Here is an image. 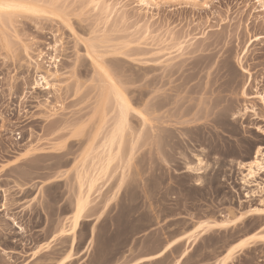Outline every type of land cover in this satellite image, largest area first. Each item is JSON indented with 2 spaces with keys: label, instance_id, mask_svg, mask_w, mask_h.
I'll return each mask as SVG.
<instances>
[{
  "label": "rangeland",
  "instance_id": "374dc122",
  "mask_svg": "<svg viewBox=\"0 0 264 264\" xmlns=\"http://www.w3.org/2000/svg\"><path fill=\"white\" fill-rule=\"evenodd\" d=\"M25 1L0 10V264H219L245 238L227 264H264V190L239 167L264 147V0Z\"/></svg>",
  "mask_w": 264,
  "mask_h": 264
},
{
  "label": "bare ground",
  "instance_id": "6f19581e",
  "mask_svg": "<svg viewBox=\"0 0 264 264\" xmlns=\"http://www.w3.org/2000/svg\"><path fill=\"white\" fill-rule=\"evenodd\" d=\"M140 1L144 2V0H140ZM31 7H33V4H31L30 2L27 3L25 0H0V10H13L14 11V10L26 9V11H28L27 9H29ZM32 10H31V12H33ZM34 10H35V8H34ZM36 12H38V11H36ZM39 79H43L44 81H46V84H45L44 88H50V85H52V84L49 85V83L46 80V78L44 76H42V75H39ZM38 84H39V81L36 80V85H38ZM118 95H119V99L121 101L120 104L123 105L122 108L126 110L128 108V106H129L127 100L125 99V97L123 95H121V94H118ZM125 116L126 115L122 112L121 115H120V119L118 120L119 122L116 123L117 126L115 125L116 127L112 128V129H114V131L112 130L113 132H111L112 134H110V136L107 139V144H105V146H107L106 155L103 156V157L101 156V157L98 158V162L95 164L96 165L95 166L96 168H94L95 170H93L92 173L86 175L87 178H85L86 177L85 175H84L85 177L82 176V173H81V176H79V177L77 176L78 177V183H79V190H78V194H77L76 200H75V210H74L73 216L71 218V227L69 229L72 232V234H74L75 231L77 230V228H79L80 225H81V221H82V218H84V213H85L86 207L89 204V202H91L90 201V195L92 193V190L95 189L94 187H96V183L101 178H103V176L106 175V173H108L107 171L109 169V165H110L111 161L113 160V155H112V148L113 147H112V145H113V143L115 141L116 136L118 134H120L118 136H121V133L123 132V129L125 128L124 127L125 126V120H126ZM196 122H198V121H196ZM122 145H124V144H122ZM127 145H128V143H127ZM119 151H120V149H119ZM115 157H116V155H115ZM129 159H131V158H129ZM196 166L197 167H195V168L194 167L193 168L189 167V169L190 170L192 169V170L197 171L198 173H200L199 171H201V169H202V167H201L202 166V160L200 158L198 159V163L196 164ZM239 167H241V169H243L241 180H242L244 186L250 187L251 185H254L256 187V190H259V191H263L264 190V178L261 177V175L264 176V147H262V146L256 147L255 151L253 152L252 159L250 161H248V162L239 163ZM85 174H86V172H85ZM84 178H85V180H84ZM258 179H260V180H258ZM123 180H124V173L122 172L121 176L119 178V183L118 184L120 185L123 182ZM84 185H86V189L83 187ZM116 190H118V188ZM251 192L254 193L255 189L252 190ZM247 194H248V192H247ZM230 215H233V212H232V210L228 209V214H224L222 216V220L221 221H219V222L201 221V222H199L196 225V227L194 229H192L190 231L191 232L194 231V233H195V230L197 229L198 232L195 234V236H197L200 232H203V231H205V230H207L209 228H213V227H215L217 225H227L230 222H233L235 219H238V217H234V216H232V218H230ZM254 236H255V234L249 236V238H252ZM195 238L196 237H194V239ZM74 241H75V238L73 237L72 240H71V245H74ZM174 242H175V240L173 242L168 243L167 245H164L162 250H160L157 254L146 256V257L140 259V261H146V260H149V259H153V258L159 257L165 251L171 250L174 247V245H175ZM245 245H246V238L245 239H241L240 241H238L235 244L231 245L227 249L226 253L223 255V257H222L221 261L219 262V264H227V263H229L230 260L232 259V256L236 252V249L242 248Z\"/></svg>",
  "mask_w": 264,
  "mask_h": 264
}]
</instances>
